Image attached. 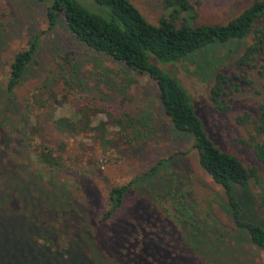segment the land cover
Returning a JSON list of instances; mask_svg holds the SVG:
<instances>
[{"label":"rangeland","instance_id":"obj_1","mask_svg":"<svg viewBox=\"0 0 264 264\" xmlns=\"http://www.w3.org/2000/svg\"><path fill=\"white\" fill-rule=\"evenodd\" d=\"M131 1L152 23L166 13L162 0ZM200 1L194 21L222 23L253 0ZM47 6L48 0H0V209L5 207L0 221L17 214L11 219L26 223L35 218L41 230L53 225L58 211L48 205L56 201L64 207L61 212L76 215L77 223L94 237L112 233L115 241L127 242L139 264L155 263L151 254L158 264H264V252L250 243L244 231L238 235L226 194L199 165L193 140L178 132L164 113L154 81L89 48L71 34L61 17L50 26ZM257 26L264 28V18ZM251 41L252 35L234 45V51ZM32 43L24 77L9 92L8 65ZM227 47L232 49L228 45L220 51ZM195 61L189 57L169 69L187 89L214 143L246 167H257L259 181L236 186V191L242 213L264 224V166L244 142L246 131L236 122L243 111L256 114L264 97V51L250 66L219 62L217 70L227 77L226 111L214 109L213 76L200 73ZM90 105L106 112L115 107L122 114L144 115L146 124L134 127L143 129L145 137L129 142L126 136L119 138V129L106 116L111 112L93 116ZM79 109L85 118H92L87 130L59 132L54 125L56 112L71 118ZM23 114L30 121L25 128ZM98 119L107 121L116 146L104 147V138L97 134ZM37 127L59 157L55 166L38 163L34 146L24 139ZM132 129H128L131 137ZM121 184L129 185L128 193L110 222L104 223L109 189Z\"/></svg>","mask_w":264,"mask_h":264},{"label":"trees","instance_id":"obj_2","mask_svg":"<svg viewBox=\"0 0 264 264\" xmlns=\"http://www.w3.org/2000/svg\"><path fill=\"white\" fill-rule=\"evenodd\" d=\"M162 2L166 13L157 23L150 22L131 0H48L47 16L50 26L55 25L61 17L71 34L89 48L154 81L161 107L173 127L191 137L199 165L223 188L228 210L240 231L238 235L244 231L250 243L264 252V224L242 213L236 191V186L246 187L251 181H259L257 167H246L235 154L214 143L196 113L187 89L169 69L176 62L196 58L200 73L213 76L210 96L214 109L228 110L229 105L224 99L227 77L217 70V66L222 60H231L239 67L250 66L264 51V28L257 26L258 21L264 18V0H253L237 15L222 23L194 21L195 6L201 3L200 0ZM250 35L252 41L234 51L236 48L233 49V46ZM228 45L232 49L227 47L223 49L224 53L220 51ZM33 47L32 43L29 49L18 51L9 63L6 80L9 92L20 85L32 59ZM92 96L99 99L95 93ZM90 106L94 111L93 116L111 112L106 116L112 121L111 126L119 129L116 130L119 138L126 136L129 142L139 136L145 137L143 129L134 127L137 123L146 124L144 115L122 114L115 107L106 112L99 105ZM83 112L75 110L71 118L56 112V129L63 134L85 132L92 118H85ZM82 116L85 118L83 121ZM22 121L24 128L29 125L27 114L22 115ZM236 122L246 131L244 142L264 166V97L256 107V114L243 111L236 116ZM96 126L98 136L104 138V147L116 146L109 137L111 130L107 127V121L98 119ZM131 128L132 137L128 132ZM39 131V127L28 131L24 139L34 146L38 163L55 166L59 163V157L45 144ZM157 166L152 170L156 171ZM128 188V184H121L109 189L102 222H110L120 209ZM57 203L55 201L48 205L49 209L58 211L53 225L49 223L41 230H37L41 223L36 222L35 218L27 219L26 223L17 218L11 219L17 214L7 216L10 218L7 222L5 219L0 221V264H139L138 257L131 254L133 249L127 248V242L115 241L112 233L106 237H94L86 226L77 223L76 215L61 212L64 207ZM4 213L5 207L0 209V216ZM27 216L31 218V214ZM139 248L144 246L139 245ZM149 256L155 262L153 264H158L153 254Z\"/></svg>","mask_w":264,"mask_h":264}]
</instances>
